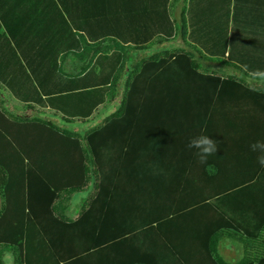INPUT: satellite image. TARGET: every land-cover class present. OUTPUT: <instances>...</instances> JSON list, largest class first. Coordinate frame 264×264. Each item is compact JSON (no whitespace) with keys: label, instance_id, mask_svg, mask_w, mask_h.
<instances>
[{"label":"crops","instance_id":"1","mask_svg":"<svg viewBox=\"0 0 264 264\" xmlns=\"http://www.w3.org/2000/svg\"><path fill=\"white\" fill-rule=\"evenodd\" d=\"M158 1L0 0V77L23 86L44 76L39 67L46 57L42 46L49 44L104 46L112 39L183 47L178 37L152 39L169 35L170 29L162 7L154 5ZM246 1L252 21L231 20L224 27L262 46L264 21L257 14L264 9H258L259 0ZM183 9L184 0H174L167 12L178 20ZM9 43L17 46L15 57L6 55ZM24 45L31 53L24 52ZM253 59L264 55L256 53ZM80 63L70 55L64 70L72 73ZM196 65L180 60L154 74L146 72L143 82L132 85L134 98L120 117L108 119L120 107L121 89L87 120L76 121L81 127L74 132L81 139L100 127L93 166L83 148L71 141L48 150L32 146L26 152L36 170L44 160L63 164L42 169L54 187L81 188L59 200L67 218L75 219L85 204L98 198L97 212L111 226L106 235L117 238L110 251L112 264H264V168L257 163L259 153L249 149L250 143L264 140V79L232 81L235 69L199 56ZM0 94L6 97L1 89ZM17 105L20 110L11 109L25 116L22 107H27ZM28 109L27 116H35L36 108ZM9 119L8 114L0 116V172L10 169L21 175L28 161L22 162L10 146H15L10 136L20 143L24 134ZM200 134L218 141L206 164L186 147ZM86 166L95 174L83 187ZM16 199H9L15 211H7L0 197L2 220L18 219L21 203Z\"/></svg>","mask_w":264,"mask_h":264},{"label":"trees","instance_id":"2","mask_svg":"<svg viewBox=\"0 0 264 264\" xmlns=\"http://www.w3.org/2000/svg\"><path fill=\"white\" fill-rule=\"evenodd\" d=\"M173 2L159 0L154 4L162 7L170 29L169 35L157 34L152 39L158 37L169 41L178 37L183 44L179 50H163L145 58L140 53L151 50L154 44L127 45L112 39L109 40L111 44L104 46L49 44L42 46V54L46 57L41 60L39 67L41 72L44 71V76H37L33 78L34 81L29 79L30 84L24 87L0 77V86L7 89L14 99L37 110L35 117L30 119L26 116H9L15 119L13 121H19L24 134L20 143L10 136L16 147L10 146L22 156V162L25 163L23 159L28 162L24 164L25 171L21 175L10 169L0 172L1 208L15 211L9 205L11 197L17 198L18 204L21 203L17 207L18 219L6 217V220H2L5 216L0 213V264H5V259L12 260V264H112L110 251L112 241L117 238L111 237L110 233L106 235L107 230L111 232V226L97 212L98 198L85 204L75 219L67 218L59 200L81 188L54 187L45 176L47 171L42 169L48 166L58 168L63 164L44 160L42 168L36 170L31 167L26 154L32 146L48 150L52 148L50 145L71 141L78 148H83L88 156V165L93 166L96 159L95 140L100 127L89 130L81 139L76 132L40 116L51 114L66 124L84 121L98 106L114 100L121 89L120 107L108 119L120 117L126 109V102L134 98V91L130 92L132 85L143 82L149 76L148 73L154 74L172 62L187 60L193 68H197V56L219 66L235 69L236 76L229 77L232 81L238 80L237 74L264 79L256 75L264 72V59H253L256 53L264 55V41L261 46L249 40L248 36L238 34L236 29L224 27L231 20L244 23L252 21V15L249 14L252 12L246 10L249 6L246 0H184V9L178 20H171L167 12ZM261 8L264 9V0H259L258 9ZM258 15L262 16L259 21H264V12H258ZM71 32L75 36L73 30ZM34 47L31 46L32 49ZM23 49L31 53L29 46L24 45ZM16 50L17 46L9 43L6 55L15 57ZM70 55L81 63L72 73H67L63 65ZM24 63L34 65V61ZM19 87H22L20 91L17 90ZM8 165H13V162H8ZM86 170L87 179L83 187L95 174L87 166Z\"/></svg>","mask_w":264,"mask_h":264},{"label":"rangeland","instance_id":"3","mask_svg":"<svg viewBox=\"0 0 264 264\" xmlns=\"http://www.w3.org/2000/svg\"><path fill=\"white\" fill-rule=\"evenodd\" d=\"M182 48V45L180 43H178L177 46H175V43H171V44H166V45H163V46H155L154 48H152L151 50L149 51H146V52H141L140 53V56L141 57H149L150 55L154 54V53H157V52H160V51H163V50H174V49H180ZM77 61V60H76ZM237 77H238V80H240L241 82H246L248 81L247 78L241 74H237ZM0 89L4 92V96H6L5 98L1 97V94H0V116H17V112L15 111L16 109L17 110H20L18 109L19 108V105H17L18 102L16 99H14L10 94L9 92L7 91V89L3 88L0 86ZM2 100V101H1ZM17 102V104H15ZM8 104V105H7ZM15 106V107H14ZM6 107V108H5ZM11 108H14L15 110L13 111ZM23 108V111H24V114L26 117H28L27 115H29V112H30V109L27 108ZM7 109V110H6ZM105 110H103V112H105ZM109 111V110H108ZM104 115H108V114H104ZM20 117V116H17V118ZM32 116L30 115L28 117V119H30ZM35 117V116H33ZM41 118L43 119H48L50 120L52 123L54 124H57L58 126L60 127H65L67 128V130H76V129H80L81 125L80 123H71V124H66L64 123L63 121H61V119L59 117H54L52 116L51 114H44L43 116H40ZM12 119V118H11ZM15 122V121H14ZM19 122V121H18ZM17 122V127L20 126ZM18 129H21V126L18 127ZM12 261V260H11ZM11 261L5 259V264H12Z\"/></svg>","mask_w":264,"mask_h":264},{"label":"clouds","instance_id":"4","mask_svg":"<svg viewBox=\"0 0 264 264\" xmlns=\"http://www.w3.org/2000/svg\"><path fill=\"white\" fill-rule=\"evenodd\" d=\"M256 75L264 77V72H258ZM186 147L189 150L195 149V156L201 164H206L208 157L216 154L218 148V141L211 139L208 135L200 134L192 137ZM249 149L253 152L259 153L257 156V163L264 168V140H256L249 144Z\"/></svg>","mask_w":264,"mask_h":264}]
</instances>
